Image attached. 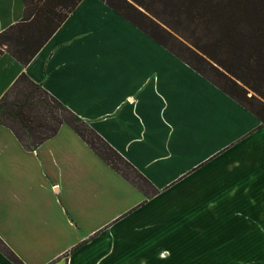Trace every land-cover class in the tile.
I'll list each match as a JSON object with an SVG mask.
<instances>
[{
	"label": "crops",
	"instance_id": "0c3cea01",
	"mask_svg": "<svg viewBox=\"0 0 264 264\" xmlns=\"http://www.w3.org/2000/svg\"><path fill=\"white\" fill-rule=\"evenodd\" d=\"M24 11L0 0V32ZM23 72L152 184L140 189L68 124L34 150L0 124V238L24 264H264V247L228 252L264 227L254 113L103 0H81L26 65L2 48L0 98ZM153 211L168 215L153 233L126 234ZM0 264L16 263L0 250Z\"/></svg>",
	"mask_w": 264,
	"mask_h": 264
},
{
	"label": "trees",
	"instance_id": "16d2710c",
	"mask_svg": "<svg viewBox=\"0 0 264 264\" xmlns=\"http://www.w3.org/2000/svg\"><path fill=\"white\" fill-rule=\"evenodd\" d=\"M80 1L24 0V17L0 32V52L5 48L28 64ZM103 1L264 124V0ZM0 124L31 150L68 124L116 171L151 192V182L131 162L25 72L0 98ZM0 250L24 264L1 238Z\"/></svg>",
	"mask_w": 264,
	"mask_h": 264
},
{
	"label": "rangeland",
	"instance_id": "374dc122",
	"mask_svg": "<svg viewBox=\"0 0 264 264\" xmlns=\"http://www.w3.org/2000/svg\"><path fill=\"white\" fill-rule=\"evenodd\" d=\"M249 91H250V95L254 93L252 90H249ZM132 178H133V176H132ZM136 181L138 183H141L137 179H136ZM153 212H154V214H153V219H154L153 222H151L150 224H147L146 226L144 224H142L141 226H139L140 224H137L139 227H136L135 229H132L130 232L128 231L129 233L127 232L126 234H129L131 236H138V235H143L144 233H146L147 236H148L150 233H153L154 229L152 228V226L155 225V221L156 220L160 221L161 219L162 220L166 219V216H168V215H166L164 213H162L163 215H157L156 211H153ZM254 214H255V211H254ZM239 218L235 217V220L238 221V220H241V218L244 219V216H239ZM258 220L260 222H262L264 220V200L261 197V192H260V199H259V202H258ZM257 225L254 224V229L252 230V231H254V245L240 244V245H236V246L230 248L228 250V252L231 253L232 257H236L237 256L236 252H238L240 250L243 253L244 252V248L246 247L245 245H248L250 248H252V251H254V256H259V255H256L255 253L259 252V254H260L262 252V250H263V247H264V227L259 222L257 223ZM239 239L240 238H238V240ZM209 251L213 252L211 250H209ZM228 263H230V262H228Z\"/></svg>",
	"mask_w": 264,
	"mask_h": 264
}]
</instances>
